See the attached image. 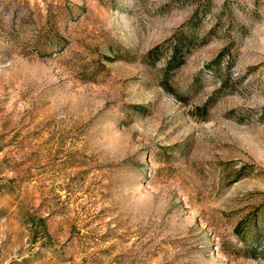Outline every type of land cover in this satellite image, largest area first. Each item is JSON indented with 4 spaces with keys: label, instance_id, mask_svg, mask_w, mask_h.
<instances>
[{
    "label": "rangeland",
    "instance_id": "374dc122",
    "mask_svg": "<svg viewBox=\"0 0 264 264\" xmlns=\"http://www.w3.org/2000/svg\"><path fill=\"white\" fill-rule=\"evenodd\" d=\"M0 264H264V0H0Z\"/></svg>",
    "mask_w": 264,
    "mask_h": 264
},
{
    "label": "trees",
    "instance_id": "16d2710c",
    "mask_svg": "<svg viewBox=\"0 0 264 264\" xmlns=\"http://www.w3.org/2000/svg\"><path fill=\"white\" fill-rule=\"evenodd\" d=\"M178 46H180V45L176 44V46L174 47V49H175L174 52H175V53H177V52L180 51V50H183L182 47H178ZM180 53H181V51H180ZM181 54H182V53H181ZM180 60H181V59H180ZM181 62H182V61H179L177 64H181Z\"/></svg>",
    "mask_w": 264,
    "mask_h": 264
}]
</instances>
